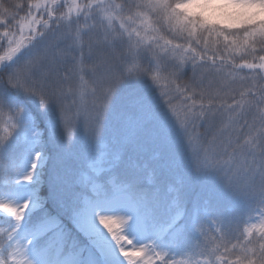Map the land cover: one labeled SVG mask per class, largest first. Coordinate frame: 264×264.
Wrapping results in <instances>:
<instances>
[{
	"label": "snow or ice",
	"instance_id": "snow-or-ice-1",
	"mask_svg": "<svg viewBox=\"0 0 264 264\" xmlns=\"http://www.w3.org/2000/svg\"><path fill=\"white\" fill-rule=\"evenodd\" d=\"M0 28V264H264V0H0Z\"/></svg>",
	"mask_w": 264,
	"mask_h": 264
},
{
	"label": "trees",
	"instance_id": "trees-1",
	"mask_svg": "<svg viewBox=\"0 0 264 264\" xmlns=\"http://www.w3.org/2000/svg\"><path fill=\"white\" fill-rule=\"evenodd\" d=\"M16 2H18V3H23V4H25V5H27V0H16ZM27 11V8L25 7V10L24 11H22V12H20L19 13V15L20 16H23V15H25V12ZM17 19H19V17L17 18ZM235 27V26H234ZM0 31H3V29L2 28H0ZM16 32H17V35H19V23H17V25H16ZM259 55H264V53H260V52H258L257 54H256V56H257V59L254 61V62H259V60H258V57H259ZM248 59H251V57H249ZM239 62V61H238ZM247 70H245V71H243V72H241V73H244V72H246ZM237 88H240L238 85H235ZM240 90H242V88H240ZM230 102V101H229ZM45 179H47V177H45ZM44 191H45V193L47 192V186L45 185V188H44ZM243 230V225H241V231ZM241 240H243V237L241 236V238H240ZM233 242H235V241H233ZM257 244H258V242H257ZM230 259H234L235 257L234 256H232V257H229Z\"/></svg>",
	"mask_w": 264,
	"mask_h": 264
},
{
	"label": "rangeland",
	"instance_id": "rangeland-1",
	"mask_svg": "<svg viewBox=\"0 0 264 264\" xmlns=\"http://www.w3.org/2000/svg\"><path fill=\"white\" fill-rule=\"evenodd\" d=\"M239 75H241V76H243V75H248V72L246 71V72H244V73H239ZM236 85H238L239 87H240V83H239V79H238V77H237V83H236ZM119 219H120V216H119V214L117 213V214H114V222H113V228L114 229H116L118 232L122 229V225L119 223ZM120 234H122L123 235V233L121 232ZM136 247H138V246H136ZM133 250H135V249H133Z\"/></svg>",
	"mask_w": 264,
	"mask_h": 264
}]
</instances>
